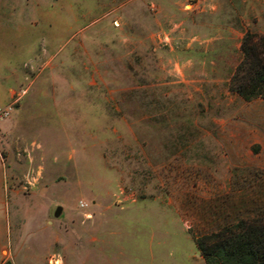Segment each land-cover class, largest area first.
Here are the masks:
<instances>
[{
    "label": "rangeland",
    "instance_id": "obj_1",
    "mask_svg": "<svg viewBox=\"0 0 264 264\" xmlns=\"http://www.w3.org/2000/svg\"><path fill=\"white\" fill-rule=\"evenodd\" d=\"M245 32L264 0H0V264H204L264 196Z\"/></svg>",
    "mask_w": 264,
    "mask_h": 264
},
{
    "label": "trees",
    "instance_id": "obj_2",
    "mask_svg": "<svg viewBox=\"0 0 264 264\" xmlns=\"http://www.w3.org/2000/svg\"><path fill=\"white\" fill-rule=\"evenodd\" d=\"M254 37L249 32L241 37L240 58L226 83V89L244 101L264 100V46L255 44ZM191 242L204 264H264V196L246 216L191 236Z\"/></svg>",
    "mask_w": 264,
    "mask_h": 264
},
{
    "label": "water",
    "instance_id": "obj_3",
    "mask_svg": "<svg viewBox=\"0 0 264 264\" xmlns=\"http://www.w3.org/2000/svg\"><path fill=\"white\" fill-rule=\"evenodd\" d=\"M58 213H59V207L56 206V207L54 208L53 212H52V217H56V216L58 215Z\"/></svg>",
    "mask_w": 264,
    "mask_h": 264
},
{
    "label": "built area",
    "instance_id": "obj_4",
    "mask_svg": "<svg viewBox=\"0 0 264 264\" xmlns=\"http://www.w3.org/2000/svg\"><path fill=\"white\" fill-rule=\"evenodd\" d=\"M6 115L5 109H0V118L4 117Z\"/></svg>",
    "mask_w": 264,
    "mask_h": 264
}]
</instances>
